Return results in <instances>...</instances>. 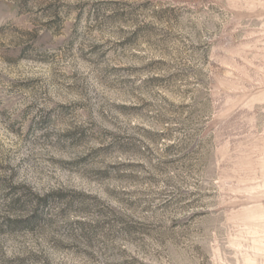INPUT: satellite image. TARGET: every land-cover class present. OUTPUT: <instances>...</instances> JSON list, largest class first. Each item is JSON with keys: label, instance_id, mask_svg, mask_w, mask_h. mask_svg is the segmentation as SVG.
Masks as SVG:
<instances>
[{"label": "rangeland", "instance_id": "obj_1", "mask_svg": "<svg viewBox=\"0 0 264 264\" xmlns=\"http://www.w3.org/2000/svg\"><path fill=\"white\" fill-rule=\"evenodd\" d=\"M0 264H264V0H0Z\"/></svg>", "mask_w": 264, "mask_h": 264}]
</instances>
